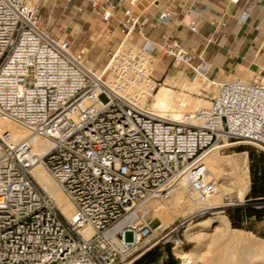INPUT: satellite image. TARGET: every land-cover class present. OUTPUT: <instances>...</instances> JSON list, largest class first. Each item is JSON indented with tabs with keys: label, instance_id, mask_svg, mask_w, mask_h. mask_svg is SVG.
Listing matches in <instances>:
<instances>
[{
	"label": "built area",
	"instance_id": "built-area-1",
	"mask_svg": "<svg viewBox=\"0 0 264 264\" xmlns=\"http://www.w3.org/2000/svg\"><path fill=\"white\" fill-rule=\"evenodd\" d=\"M51 1L0 0V264H134L158 244L179 246L183 221L153 227L140 206L167 198L180 179L205 200L217 189L210 151L233 139L264 147V78L223 81L208 106L162 117L151 107L161 85L151 71L157 51L195 73L207 65L170 38L159 48L136 42L124 7L125 38L101 71L91 69L61 24H44ZM97 14L114 17L108 5ZM4 120L28 126V135L17 139ZM38 165L72 201L74 217L35 178Z\"/></svg>",
	"mask_w": 264,
	"mask_h": 264
},
{
	"label": "crops",
	"instance_id": "crops-1",
	"mask_svg": "<svg viewBox=\"0 0 264 264\" xmlns=\"http://www.w3.org/2000/svg\"><path fill=\"white\" fill-rule=\"evenodd\" d=\"M106 5L114 12L110 22L102 21L97 14ZM124 7L133 11L136 22L131 34L136 42L148 41L159 48L164 39L175 40L196 55L198 63L207 65H202L201 70L204 67L208 77L211 68V73L220 79L243 76L250 81L252 74L264 78V0H139L131 6L122 0H55L45 6L43 22L47 28L61 24L70 35L90 39L99 27H106L112 32L110 54L125 38L119 22L124 17ZM192 8L200 14L194 15ZM167 12L170 20L156 23ZM159 53L161 62L157 61L155 76L164 74L171 59L162 51ZM182 82L183 78H177L175 85L167 86L181 93Z\"/></svg>",
	"mask_w": 264,
	"mask_h": 264
},
{
	"label": "bare ground",
	"instance_id": "bare-ground-1",
	"mask_svg": "<svg viewBox=\"0 0 264 264\" xmlns=\"http://www.w3.org/2000/svg\"><path fill=\"white\" fill-rule=\"evenodd\" d=\"M156 64L157 60L151 67L153 75ZM202 68V70L200 68L195 74L192 73L193 75L190 77H188V75L180 68L170 72L165 85H162L160 89L154 93L151 107L162 117L168 119H179L184 114L182 112L185 109L193 108L197 106V104L198 108L196 107V110L208 106V99H205L204 102L201 103H192L189 102V100H186L188 95L186 98L183 97L184 94L182 96L183 98L178 99V95L175 94L173 89L167 86L168 84L175 85L177 78H183L184 82H182V84L185 90L189 89L190 86L196 88L203 83L207 84L208 80L214 85L215 89H219V84L223 82V80L217 81L215 79H210L206 76L207 73L204 70V67ZM236 79L244 80L240 77ZM189 112H192V110ZM3 125L5 128L11 130L17 139L26 137L30 131L28 126L15 120H4ZM41 143H43L45 147L49 145L48 141L44 139H41ZM239 143L249 142L246 140L225 141L224 144L218 145L214 150L207 154L205 161L209 176H215L216 174V164L221 160V158H219L220 147L233 146ZM239 161H243L245 164L247 161V155L244 154V156H241L238 160H234L232 162L235 163V166H239ZM33 174L43 188H45L55 198L62 211L68 217H74L76 215L74 204L66 195L64 190L55 182L47 169L42 165H38L33 169ZM249 183V176L247 174V169H245L244 177L240 176L238 178V201H243L247 191L249 190ZM227 186L228 185L225 181L221 182L216 189L217 194L215 193L205 200H200L195 192L190 189L185 180L180 179L179 183L172 189L170 193L171 196L169 195L170 198L167 202H162L161 199L158 200L152 198L146 203L143 209L153 208V211L156 209L154 217L161 218L163 221V227L165 228L174 223L175 219L178 217V214H176V211L178 210L182 211L184 216H193L198 214V212L200 213L208 210L212 211L213 209L219 208L222 194L218 193V191L219 189H224ZM223 205L227 204L223 203L222 206ZM191 229L213 230L214 232L211 234L208 231L205 232L203 242L208 246V254H203L205 256H202L199 252V254H197V251L188 252L186 254L184 253L182 256L187 257L186 264H200L199 260L196 258H200L201 256L203 257L202 264H264V239L257 238L250 232H244L240 229L232 228L230 226L229 218L225 215H218L209 221H201L194 225ZM84 231L87 235L92 232L89 226H86Z\"/></svg>",
	"mask_w": 264,
	"mask_h": 264
},
{
	"label": "rangeland",
	"instance_id": "rangeland-1",
	"mask_svg": "<svg viewBox=\"0 0 264 264\" xmlns=\"http://www.w3.org/2000/svg\"><path fill=\"white\" fill-rule=\"evenodd\" d=\"M70 37L72 40L73 49L85 51L87 67L89 66V68L91 69L101 71L106 66L110 58V54L108 52L111 49V45L109 43V40L112 38L111 31H109L106 27H99L96 30V33L93 35L92 39L86 38L85 36L77 37L76 35H70ZM156 58L159 61L160 53L159 55H156ZM167 66L168 67L164 72V74H161V76H155L158 79H160L161 82V85L159 86L158 89H160V87L162 86L165 77L170 72H173L178 68L184 71L185 74L188 75V77L195 74L194 70L186 66L184 63L174 62L172 59L169 60ZM208 75L211 79H220L215 73L210 72L208 73ZM238 77H242L244 81H248L246 77L243 76H238ZM250 77L254 78L256 77V75L252 74ZM235 79L236 77L225 78L220 80L232 81ZM174 89L176 92L180 91L179 88H174ZM217 93H218V88L215 89L214 85L211 84L210 81L208 80L207 84L203 83L202 85L196 88L190 86V88L187 90L183 88L181 93L179 94L175 93V94L178 95L177 97L178 99L183 97L186 98V96L188 95L186 100H189V102L201 103L204 102L205 99H207L208 95L210 94L216 95ZM197 106L190 109H185L182 113H187L191 110L194 111L196 110ZM233 141L236 140L233 139ZM244 154L247 155L246 163L244 164L243 161H239L240 163L239 166H235L234 165L235 163H233L232 161L238 160L239 157L244 156ZM219 156L221 160L218 161L216 164V168H217L216 174L215 176L213 175L210 176L213 179H215L217 187L223 181H225L226 184L228 185L226 188L219 189L218 191V193L222 194L220 199L221 201L220 207L217 209H213L212 211L208 210L205 212H200V213L198 212V214H195L193 216L190 215L184 216L182 211L180 210H178L179 212L176 211L178 217L175 219L174 222L177 223L183 221L184 223L183 227L180 229L182 243L177 247H174L172 245L158 244L153 248H151L150 250H148L147 252H145L144 254L140 255L135 260V262L139 260L140 264H186L187 257L182 256L184 253L186 254L188 252L197 251V254L201 253L202 256H205L203 254L207 255L208 246L203 242L205 237V232L208 231L211 234L214 231L205 230V229L197 230L191 228H193L194 225L198 224L201 221H209L218 215L227 216L229 218L230 226L232 228H237L244 232H250L257 238L264 239V202H262L261 200L262 197L259 196L261 192L264 191V182L263 180L259 179V177L264 175V147L250 143H239L233 146H227L225 148L219 149ZM245 169H247V174L249 176V181H250L249 190L247 191L243 201H238L237 199L238 178L240 176L244 177ZM170 196L168 198L161 199V201L167 202ZM153 199L159 200V198H153ZM146 203L140 206V209L145 214H147L148 217L154 218L152 225L153 227H156L160 223L161 218L154 217V214L156 213V209H154V211L153 208L143 209ZM223 203H228L229 206L227 207L236 206L235 203H239L238 205H242L247 208L253 207V209L258 212L256 214L248 215L246 213V211L248 210H243L235 214L234 211L228 210L229 208H227L226 205L222 206ZM230 214L234 215L235 222L240 223L239 226H235L233 224V219H231ZM126 238L128 241H131L133 239V233L131 231H128L126 233ZM202 256L200 258L199 257L196 258L199 260L200 264H202L203 261Z\"/></svg>",
	"mask_w": 264,
	"mask_h": 264
},
{
	"label": "trees",
	"instance_id": "trees-1",
	"mask_svg": "<svg viewBox=\"0 0 264 264\" xmlns=\"http://www.w3.org/2000/svg\"><path fill=\"white\" fill-rule=\"evenodd\" d=\"M259 179L263 180V182H264V175H262L261 177H259ZM262 189H263V188H262ZM253 190H255V189H253ZM259 196L262 197L261 200H262V202H264V191L261 192V194H260ZM228 210H230V211H231V210L234 211L235 214H237V213H239L240 211H243V210H248V211H246V213H247L248 215L256 214V213L258 212V211H256V210H254L253 207H249V208H247V207H244V206H242V205H237V206H234V207H230ZM230 217H231V219H233V224H234L235 226H239V225H240V223L235 222V217H234V215L230 214ZM134 264H140V261L138 260V261H136Z\"/></svg>",
	"mask_w": 264,
	"mask_h": 264
}]
</instances>
